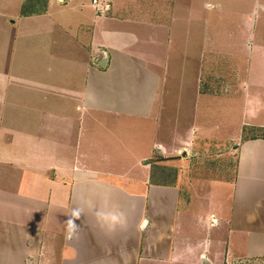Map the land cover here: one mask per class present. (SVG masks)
Masks as SVG:
<instances>
[{
    "label": "crops",
    "instance_id": "crops-1",
    "mask_svg": "<svg viewBox=\"0 0 264 264\" xmlns=\"http://www.w3.org/2000/svg\"><path fill=\"white\" fill-rule=\"evenodd\" d=\"M69 1L0 0V264H264V0Z\"/></svg>",
    "mask_w": 264,
    "mask_h": 264
},
{
    "label": "rangeland",
    "instance_id": "rangeland-1",
    "mask_svg": "<svg viewBox=\"0 0 264 264\" xmlns=\"http://www.w3.org/2000/svg\"><path fill=\"white\" fill-rule=\"evenodd\" d=\"M120 1L123 3L125 0H120ZM215 1H216L215 5H220L222 9L221 11H219L220 9L213 10L210 13L209 18L212 21H214L216 19V14L220 13L221 17H217L219 22L222 24H226L228 27L232 29L231 30L232 34L230 35V37L222 38V40L228 43V46L231 50L234 49V51L243 52L245 55H247L249 53L247 49H245L244 47H239L241 44H244V43L239 41L240 39H237V36L244 34L245 30L243 29V27L251 25V21L249 20L248 17L252 14V11H251L252 0H215ZM199 2L200 0H174L175 16H177V14L180 17L184 16L182 14L186 12V8L187 9L190 8L189 10H191V8L193 7L194 10H196V6L199 4ZM212 3H214V0H212ZM105 5H108V3L105 2ZM77 7H82L81 10H83L84 14L89 15V12L92 11L91 0H70L68 4L65 5V7L63 6V14L68 19L73 18L74 14H76L78 10H80ZM181 11H182V14H180ZM100 12H107V11L103 9L102 11H99V13ZM194 22L197 23L198 21L195 20ZM205 67H206L205 68L206 70H204V75H205L204 79L206 83H208L207 80H209L208 84L210 86L211 93H214V92L216 93V92H220L224 90L223 87L225 88V86H227L226 84L230 83L229 80H232L234 78V75L236 72V64L232 62L230 63L227 62L226 64L212 62L209 65H205ZM190 70H192V67H190L189 71ZM246 72L247 70H245V73ZM189 75H192V74L189 72ZM185 77L188 78L189 76L185 75ZM187 82L188 81H185V83ZM176 83L177 82L174 81V84L177 88ZM200 88L201 89L203 88L202 84L200 85ZM226 109L227 108H225L224 110L219 109L220 111H216L214 114H211L212 118H211L210 124H211L212 129L216 130V128H218L219 131L222 129L223 123H218V120H219L218 115H225L226 117L223 118L225 121L227 117H230L231 115H233L234 111L236 110L235 108H231L226 111ZM251 134H254V133H251ZM223 150L224 149L220 147L219 151L222 152ZM229 165H227L228 166L227 171L232 173L233 165L231 162H229ZM222 166L223 164H220L219 169ZM219 176L220 175H217V178ZM228 178H230V175L228 176Z\"/></svg>",
    "mask_w": 264,
    "mask_h": 264
},
{
    "label": "water",
    "instance_id": "water-1",
    "mask_svg": "<svg viewBox=\"0 0 264 264\" xmlns=\"http://www.w3.org/2000/svg\"><path fill=\"white\" fill-rule=\"evenodd\" d=\"M96 62V59L95 61ZM106 63H107V54L105 52H102V57L101 59H99V61L97 62V65L100 69H103L105 68L106 66ZM181 156H185V153L183 152Z\"/></svg>",
    "mask_w": 264,
    "mask_h": 264
},
{
    "label": "built area",
    "instance_id": "built-area-1",
    "mask_svg": "<svg viewBox=\"0 0 264 264\" xmlns=\"http://www.w3.org/2000/svg\"><path fill=\"white\" fill-rule=\"evenodd\" d=\"M93 2L96 3V0H94ZM108 7H109L108 5H105V6H103V9L107 11Z\"/></svg>",
    "mask_w": 264,
    "mask_h": 264
},
{
    "label": "clouds",
    "instance_id": "clouds-1",
    "mask_svg": "<svg viewBox=\"0 0 264 264\" xmlns=\"http://www.w3.org/2000/svg\"><path fill=\"white\" fill-rule=\"evenodd\" d=\"M67 223L73 224V226H74V221L69 220V221H67Z\"/></svg>",
    "mask_w": 264,
    "mask_h": 264
}]
</instances>
